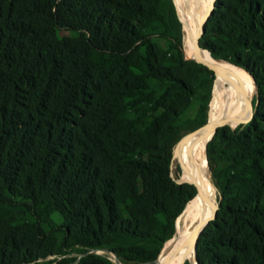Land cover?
Returning a JSON list of instances; mask_svg holds the SVG:
<instances>
[{
    "label": "trees",
    "instance_id": "trees-1",
    "mask_svg": "<svg viewBox=\"0 0 264 264\" xmlns=\"http://www.w3.org/2000/svg\"><path fill=\"white\" fill-rule=\"evenodd\" d=\"M203 28L200 47L256 87L251 118L206 143L219 199L195 257L264 264V0H215ZM213 80L173 0H0V264H116L92 248L155 264L195 194L174 149L207 121Z\"/></svg>",
    "mask_w": 264,
    "mask_h": 264
},
{
    "label": "bare ground",
    "instance_id": "bare-ground-1",
    "mask_svg": "<svg viewBox=\"0 0 264 264\" xmlns=\"http://www.w3.org/2000/svg\"><path fill=\"white\" fill-rule=\"evenodd\" d=\"M173 1L179 12V19L182 21L185 32L184 52L188 56L186 58H191L195 49L194 37L199 29L200 20L211 5L209 6L204 0ZM198 53L200 58L225 68L234 80L237 81L234 82L231 78L218 72L215 74V82L218 81L219 84V102L212 113L211 119H208V121L240 120L242 117H239L240 112L247 109L249 99L255 89L251 74L228 61L213 58L208 50L202 47L198 49ZM245 74L248 75L249 80L251 79L248 94ZM214 129L215 126L211 125L188 141L189 146L194 142L183 159L186 180L190 182L195 181L201 186L205 196L208 198L207 204L211 214L215 208V194L207 170L205 146L212 136ZM180 179L183 180L182 178ZM208 216L209 213L205 211L201 195L194 196L178 216L175 234L164 243L158 264H174L176 261H178V264H181L184 260L192 261L193 259L195 264V238H192L190 234ZM97 251L99 253L100 251L109 252L106 249H97ZM109 253L112 255L110 258H117L111 252Z\"/></svg>",
    "mask_w": 264,
    "mask_h": 264
},
{
    "label": "water",
    "instance_id": "water-1",
    "mask_svg": "<svg viewBox=\"0 0 264 264\" xmlns=\"http://www.w3.org/2000/svg\"><path fill=\"white\" fill-rule=\"evenodd\" d=\"M214 7H215V0H213L212 1V3H211V6L209 7V9L206 11V13H205V15L201 18V20H200V23H199V29H198V31H197V33H196V35H195V37H194V43H195V49H194V52H193V56L191 57V58H187V59H193L194 61H196V62H199V63H202V64H204L205 66H207L208 68H210L211 70H213V72H214V80H213V83L215 82V74L218 72V73H220L221 75H224V76H227V77H229V78H231L234 82H237L236 80H234V78L227 72V70L225 69V68H223V67H221V66H218V65H215V64H212V63H210V62H208V61H206V60H204V59H202V58H200L199 57V53H198V49L200 48V44H199V37L201 36V34H202V32H203V26H204V23L206 22V20L208 19V17L210 16V14L212 13V11H213V9H214ZM209 52V51H208ZM220 60H222V59H220ZM239 67V66H238ZM240 68H242V67H240ZM243 70H245L246 72H248L246 69H244V68H242ZM252 76V75H251ZM253 78V77H252ZM253 82H254V85H255V81H254V79H253ZM212 86H213V84H212ZM255 87H256V85H255ZM256 96H257V89H256ZM255 96V97H256ZM248 110L250 111V118H251V116H252V114H253V100L250 102V105H249V108H248ZM246 111L247 110H244V111H241L240 112V115H239V117H241V116H243L245 113H246ZM249 118V119H250ZM248 119V120H249ZM248 120H246V121H239V120H217V121H214V122H210V121H206L205 123H203V124H201L200 126H198V127H196V128H194L193 130H191V131H189L188 133H186V134H184L181 138H187V140L188 141H190L192 138H194V137H196L197 135H199L202 131H204L205 129H207L209 126H211V125H214L215 126V129H216V127H218V126H222V125H229L230 127H232V128H234V127H236L237 125H239V124H241V123H245V122H247ZM215 129H214V131H215ZM181 138H179V139H181ZM173 147V146H172ZM172 147L170 148V150H169V153H168V157H169V168H170V170L172 169V162H171V159H170V151H171V149H172ZM172 176V175H171ZM174 179V178H173ZM175 180V179H174ZM176 181V180H175ZM177 183H183V182H185V183H189V184H191L194 188H195V194H194V196H196V195H201V197L203 198V202H204V206H205V211L206 212H208L209 213V216L207 217V218H205V219H203L202 220V222H200L198 225H197V227L191 232V234H190V236L192 237V238H195V245H196V241H197V239H198V237L200 236V234L202 233V231H203V229L206 227V225L212 220V219H214L215 218V215H216V210H217V208H218V203L216 202L215 203V208H214V211H213V213L211 214V212H210V210H209V208H208V204H207V201H208V198H207V196H205V194H204V192H203V190H202V188H201V186L197 183V182H195V181H192V182H190V181H187V180H185V181H176ZM193 196V197H194ZM192 197V198H193ZM191 198V199H192ZM190 199V200H191ZM189 200V201H190ZM188 201V202H189ZM188 202L186 203V205L188 204ZM186 205H185V207H186ZM185 207H184V209H185ZM183 209V210H184ZM183 210H182V212H183ZM181 212V213H182ZM180 213V214H181ZM97 249L98 248H92V249H89L87 252L88 253H99L98 251H97ZM194 249H195V247H194ZM111 250V249H110ZM162 251H163V246H162V248H161V250L159 251V253H158V255H157V257L155 258V260L153 261L155 264H158V262H159V257H160V255H161V253H162ZM86 252V253H87ZM85 253H82V255H84ZM195 264H197V260H196V257H195Z\"/></svg>",
    "mask_w": 264,
    "mask_h": 264
},
{
    "label": "rangeland",
    "instance_id": "rangeland-1",
    "mask_svg": "<svg viewBox=\"0 0 264 264\" xmlns=\"http://www.w3.org/2000/svg\"><path fill=\"white\" fill-rule=\"evenodd\" d=\"M204 1L206 3H208L209 6L211 5V1L212 0H204ZM176 13H177V16L179 18V12H178L177 8H176ZM180 22L182 24V21L181 20H180ZM182 30H183V35H185L183 26H182ZM186 57H188V56H186ZM214 87H215V92H214L213 98H212L211 103H210V106H209L207 120L208 119L209 120L211 119L212 113L215 111V109H216V107L218 105V102H219V95H218V93H219V84H218V81L214 82ZM189 131H190L189 128L182 129V131H181V134H182L181 137L184 134L188 133ZM193 142H192V144H193ZM192 144L189 146L188 145L187 138H182L179 141V143L177 144V146L175 147V149H174V156L176 158H181V163L183 162V159H184L186 153H188V151L191 148ZM206 164H207V160H206ZM207 170H208V174H209V177H210L211 185H212V188H213V191H214V194H215V203L216 202L218 203L219 191H218L217 186L215 185L214 179H213L212 174H211V172H210V170L208 168V165H207ZM180 181H183V180L180 179ZM55 219L56 220H59V218L57 216H55ZM175 230H176V222H175ZM174 234H175V232H174ZM98 254H101V255H104V256L108 257L109 259H111L116 264H132V262L127 261V260H124L119 253H116L117 254V258L116 259H113V258H110L109 256H107V252L100 251V253H98ZM68 255H70V256H76V260L73 261V262H70L69 264H77V260L82 256V253L78 252L77 250H72L70 253H68ZM61 257H62V255H47V256H44V257H41L40 259H38L37 262L35 261V262H31L29 264H57V260L59 258H61ZM185 262H187V264H194V259L192 261H190V260H184V261L181 262V264H185ZM174 264H178V261H176Z\"/></svg>",
    "mask_w": 264,
    "mask_h": 264
}]
</instances>
